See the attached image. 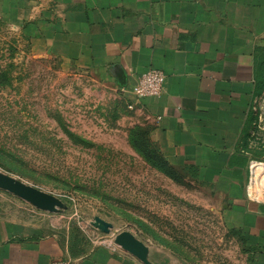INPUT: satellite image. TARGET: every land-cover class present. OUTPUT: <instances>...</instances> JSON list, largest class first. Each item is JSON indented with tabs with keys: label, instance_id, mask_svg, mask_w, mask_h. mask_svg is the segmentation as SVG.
Segmentation results:
<instances>
[{
	"label": "crops",
	"instance_id": "1",
	"mask_svg": "<svg viewBox=\"0 0 264 264\" xmlns=\"http://www.w3.org/2000/svg\"><path fill=\"white\" fill-rule=\"evenodd\" d=\"M0 12L65 70L110 84L177 169L195 170L227 200L224 246L207 264H264V189L248 188L250 161L264 159V146L245 141L256 117L264 0H0ZM150 69L165 74L162 94L137 98L132 88ZM72 248L65 235L0 217V264H145L104 243ZM149 248L151 264H193Z\"/></svg>",
	"mask_w": 264,
	"mask_h": 264
},
{
	"label": "rangeland",
	"instance_id": "2",
	"mask_svg": "<svg viewBox=\"0 0 264 264\" xmlns=\"http://www.w3.org/2000/svg\"><path fill=\"white\" fill-rule=\"evenodd\" d=\"M109 85L65 70L0 12V170L65 203L49 212L0 189V217L65 235L73 246L130 231L193 264L218 258L227 200L193 169L149 162L130 135L151 125L134 123L129 100ZM96 217L113 225L109 232Z\"/></svg>",
	"mask_w": 264,
	"mask_h": 264
},
{
	"label": "water",
	"instance_id": "3",
	"mask_svg": "<svg viewBox=\"0 0 264 264\" xmlns=\"http://www.w3.org/2000/svg\"><path fill=\"white\" fill-rule=\"evenodd\" d=\"M119 83L125 84L124 72L116 70ZM0 189L7 191L11 194L18 196L24 201L34 205L35 207L49 211L57 212L65 207V203L59 197L48 193L32 184H29L15 176L7 174L0 170ZM96 221L100 224L101 228L109 232L112 224L105 221L101 217H96ZM114 242L125 251L131 253L145 264H151L149 260V245L136 237L130 231H122L115 235Z\"/></svg>",
	"mask_w": 264,
	"mask_h": 264
},
{
	"label": "built area",
	"instance_id": "4",
	"mask_svg": "<svg viewBox=\"0 0 264 264\" xmlns=\"http://www.w3.org/2000/svg\"><path fill=\"white\" fill-rule=\"evenodd\" d=\"M164 82L165 74L161 70L150 69L139 77L138 82L132 88V93L137 98L159 97L162 94ZM253 112L256 115V123L250 141L251 147L262 148L264 146V92L254 100ZM252 187H256L257 191L264 189V159L253 158L250 161L248 188ZM114 237L102 243L110 245L113 249L120 247L114 242ZM54 264L74 263L69 259H61Z\"/></svg>",
	"mask_w": 264,
	"mask_h": 264
},
{
	"label": "trees",
	"instance_id": "5",
	"mask_svg": "<svg viewBox=\"0 0 264 264\" xmlns=\"http://www.w3.org/2000/svg\"><path fill=\"white\" fill-rule=\"evenodd\" d=\"M261 56L257 60L255 66V77H256V96H259L264 91V50L260 52ZM256 117L252 116L249 120V125L247 126V131L245 134L246 143L250 140V131L255 127ZM152 127H140L135 126L132 129V134L130 135L131 140L135 143V146L140 149V151L145 155V157L154 164L156 167L163 171L172 172L173 168L170 164L171 162L162 153L159 146L153 142L150 138ZM73 247V248H72ZM73 250L74 246L71 245Z\"/></svg>",
	"mask_w": 264,
	"mask_h": 264
}]
</instances>
